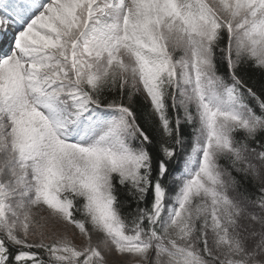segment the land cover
I'll return each instance as SVG.
<instances>
[{"label":"snow or ice","instance_id":"snow-or-ice-1","mask_svg":"<svg viewBox=\"0 0 264 264\" xmlns=\"http://www.w3.org/2000/svg\"><path fill=\"white\" fill-rule=\"evenodd\" d=\"M0 264H264V0H0Z\"/></svg>","mask_w":264,"mask_h":264}]
</instances>
